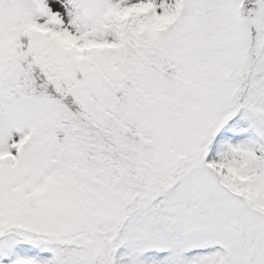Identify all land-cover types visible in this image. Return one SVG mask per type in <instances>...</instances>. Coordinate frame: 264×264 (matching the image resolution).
<instances>
[{"label": "snow or ice", "instance_id": "obj_1", "mask_svg": "<svg viewBox=\"0 0 264 264\" xmlns=\"http://www.w3.org/2000/svg\"><path fill=\"white\" fill-rule=\"evenodd\" d=\"M0 264H264V0H0Z\"/></svg>", "mask_w": 264, "mask_h": 264}]
</instances>
